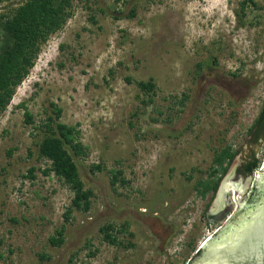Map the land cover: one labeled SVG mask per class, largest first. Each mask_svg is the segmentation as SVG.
Instances as JSON below:
<instances>
[{"label": "rangeland", "instance_id": "rangeland-1", "mask_svg": "<svg viewBox=\"0 0 264 264\" xmlns=\"http://www.w3.org/2000/svg\"><path fill=\"white\" fill-rule=\"evenodd\" d=\"M25 1L0 0V16ZM244 1L73 0L0 114V264L188 263L223 223L203 217L216 193L201 199L195 189L215 153L236 152L221 180L237 161L240 204L256 175L240 168L252 151L256 171L264 161L248 134L264 105V0L241 10ZM149 79L151 96L134 83ZM51 104L87 152L74 160L90 209L67 218L73 193L43 173L35 145ZM111 171L125 183L112 187ZM107 225L117 245L103 241ZM61 228L63 244L51 245Z\"/></svg>", "mask_w": 264, "mask_h": 264}, {"label": "trees", "instance_id": "trees-1", "mask_svg": "<svg viewBox=\"0 0 264 264\" xmlns=\"http://www.w3.org/2000/svg\"><path fill=\"white\" fill-rule=\"evenodd\" d=\"M73 0H26L22 5L8 17L0 16V29L4 32L6 43L0 50V114L9 105L16 87L28 75L33 67L34 59L40 52L41 45L44 44L50 35L63 29L68 19L72 17ZM255 6L253 0H245L241 3V10L247 5ZM133 12L131 16L133 17ZM127 82L131 79L127 78ZM136 87L144 94L151 96L155 93L153 79L148 81L134 82ZM22 106V105H21ZM52 110L47 113L42 125L34 127L37 131L38 140L35 142L39 159L49 163L44 174H53L73 193L70 206L67 209L66 218L73 211L87 212L90 209V198L92 192L85 189L80 179L79 171L75 163V158L86 156V147L80 141V130L77 126L64 124L60 121L62 110L51 104ZM26 123H32V115L24 108ZM264 133V105L255 118L248 134L252 135V141L258 140ZM236 152L227 146L218 150L213 159V165L207 178H200L196 182L195 189L197 195L204 199L208 193H215L221 178L225 175L228 167L232 164ZM239 172L246 176L253 174L258 169L257 160L247 162ZM92 170L102 171L103 166L93 165ZM34 168L29 170L31 178ZM121 172L111 171V186L120 181ZM112 225L104 226L100 229L103 234V241L109 245H117L116 236L113 235ZM64 230L56 231V237L49 238L51 245L59 247L63 244ZM131 235V234H130ZM95 253L89 254L93 257ZM0 255V259H1ZM44 259V256L41 257Z\"/></svg>", "mask_w": 264, "mask_h": 264}, {"label": "water", "instance_id": "water-1", "mask_svg": "<svg viewBox=\"0 0 264 264\" xmlns=\"http://www.w3.org/2000/svg\"><path fill=\"white\" fill-rule=\"evenodd\" d=\"M236 164L220 182L216 197L223 184L232 179ZM255 174L253 183L262 193L260 201L253 208L243 207L248 193L241 204L234 202L235 211L231 216L227 217L220 210L218 221L223 222L222 227L204 241L200 251L198 249L187 264H264V161ZM240 181L243 182V179ZM216 197L211 206L212 212L216 211Z\"/></svg>", "mask_w": 264, "mask_h": 264}, {"label": "flooded vegetation", "instance_id": "flooded-vegetation-1", "mask_svg": "<svg viewBox=\"0 0 264 264\" xmlns=\"http://www.w3.org/2000/svg\"><path fill=\"white\" fill-rule=\"evenodd\" d=\"M255 143H256L257 145L261 146V148L264 149V133L260 135V137L258 138V140L255 141ZM247 158H248L247 162H249L250 160H251V161H253V160H257V161H258V158H257V155H256L255 151H252L251 154H249ZM258 168H259V166H258ZM256 170H257V169H256ZM256 170H255V171H256ZM255 171H254V172H255ZM254 172H253V173H254ZM241 176H246V175L243 174V173H241ZM221 181H222V180H221ZM252 182H253V180H252ZM241 183H242V182H241ZM219 184H220V183H219ZM218 187H219V186H218ZM217 190H218V188H217ZM217 190H216L215 193H217ZM212 194H214V193H212ZM261 198H262V193L259 192V191L257 190L256 186L254 185V183H252V189L250 190V192H249V196L247 197L246 201L243 203V207H246V208H253V207L255 206V204H256L257 202L260 201ZM213 200H214V199H213ZM213 200H212V202L207 206V210H206V212H205V214H204V216H203V217H206V221L209 223V225H210V224H214V223H218V222H219V221H218V215H219V211H220V210L223 211V212L226 214L227 217H228V216H231V213H232L233 211H235V204H234L233 202H231V201H228L225 205H223V206L219 207L218 209H216L215 212H212V211H211V206H212ZM242 210H245V208H243ZM222 225H223V223H222ZM222 225L219 226V228L222 227ZM219 228L216 230V232L219 230ZM216 232H214V234H215ZM214 234H213V235H214ZM208 238H209V237H208ZM199 251H200V249H199ZM198 253H199V252H198ZM197 257H198V254L196 255L195 259H196ZM191 264H192V263H191Z\"/></svg>", "mask_w": 264, "mask_h": 264}, {"label": "bare ground", "instance_id": "bare-ground-1", "mask_svg": "<svg viewBox=\"0 0 264 264\" xmlns=\"http://www.w3.org/2000/svg\"><path fill=\"white\" fill-rule=\"evenodd\" d=\"M245 187L246 185L241 183V181L237 183H231V179H228L223 184V187L221 188L220 192L218 193L216 197V200H215L216 209L225 205L228 201H231L233 203L234 202L238 203L240 195L242 196V194L245 191ZM228 197L230 198L228 199Z\"/></svg>", "mask_w": 264, "mask_h": 264}]
</instances>
